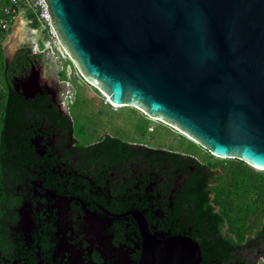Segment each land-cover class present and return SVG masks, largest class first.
<instances>
[{
	"label": "water",
	"instance_id": "water-1",
	"mask_svg": "<svg viewBox=\"0 0 264 264\" xmlns=\"http://www.w3.org/2000/svg\"><path fill=\"white\" fill-rule=\"evenodd\" d=\"M44 1L62 50L110 104L264 172V0ZM136 220L141 264H202L191 237L157 239Z\"/></svg>",
	"mask_w": 264,
	"mask_h": 264
},
{
	"label": "flooded vegetation",
	"instance_id": "flooded-vegetation-1",
	"mask_svg": "<svg viewBox=\"0 0 264 264\" xmlns=\"http://www.w3.org/2000/svg\"><path fill=\"white\" fill-rule=\"evenodd\" d=\"M42 54L25 44L9 57L4 49L7 68L18 56L25 61L22 73L12 71L15 91L27 99L48 97V112L58 118L35 121L26 131L29 167L14 186L19 206L0 220V264H141L138 215L157 239L189 237L178 199L187 174L143 158L139 149L152 148L138 142L128 143L130 157L114 162L105 145L98 150L105 160L96 166L92 148L108 136L82 142L63 109L60 79L59 88L41 85ZM35 77L38 88L31 84Z\"/></svg>",
	"mask_w": 264,
	"mask_h": 264
},
{
	"label": "trees",
	"instance_id": "trees-1",
	"mask_svg": "<svg viewBox=\"0 0 264 264\" xmlns=\"http://www.w3.org/2000/svg\"><path fill=\"white\" fill-rule=\"evenodd\" d=\"M8 3L9 0H0V19L1 9ZM31 17L28 13L27 19ZM30 28L36 29L37 25ZM11 30L0 28V220L14 215L13 210L19 206L14 186L29 167L32 151L26 131L35 121L58 118L56 111L48 112L52 104L48 97L27 99L15 91L12 71L22 73L20 64L25 61L18 56L7 68L3 44ZM105 145L112 151L113 162L115 158L130 157L128 143L107 137L92 148L99 156L96 166L105 160L103 151H98ZM139 152L143 158L156 160L161 167L165 164L187 174L178 199L186 207L180 206L181 211H186L184 230L200 245L203 264H252L251 255L263 256L264 172L240 161L216 159L210 153L207 164H202L195 158L165 150L141 148Z\"/></svg>",
	"mask_w": 264,
	"mask_h": 264
},
{
	"label": "rangeland",
	"instance_id": "rangeland-1",
	"mask_svg": "<svg viewBox=\"0 0 264 264\" xmlns=\"http://www.w3.org/2000/svg\"><path fill=\"white\" fill-rule=\"evenodd\" d=\"M27 16L17 18L10 35L3 44L7 57L22 45H28L33 51L45 48L51 41L44 38L42 29L33 33L26 26ZM54 53L43 52L41 85H57L60 79L63 109L72 114V120L78 127L82 142H98L102 137H114L126 143L138 142L152 149L165 150L183 156L195 158L207 164L209 153L192 143L175 129L156 120L147 118L133 108H115L99 90L86 83L67 54L57 49L51 41ZM85 129V131H83ZM214 161H217L213 159ZM218 171V169H216ZM252 264H264L257 260Z\"/></svg>",
	"mask_w": 264,
	"mask_h": 264
},
{
	"label": "built area",
	"instance_id": "built-area-1",
	"mask_svg": "<svg viewBox=\"0 0 264 264\" xmlns=\"http://www.w3.org/2000/svg\"><path fill=\"white\" fill-rule=\"evenodd\" d=\"M28 13H30L32 17L28 19L26 18V26L31 27L33 24H36L37 27L42 29L43 37L49 38L55 45H57L58 50H62L57 35L51 25L47 4L44 0H9V3L1 9L2 18L0 19V28L3 31H9L17 18L22 19V16H27ZM39 28L30 29L33 33L37 34ZM51 41H47L45 43V48L42 50L36 45L37 49L35 50L42 53H54Z\"/></svg>",
	"mask_w": 264,
	"mask_h": 264
},
{
	"label": "bare ground",
	"instance_id": "bare-ground-1",
	"mask_svg": "<svg viewBox=\"0 0 264 264\" xmlns=\"http://www.w3.org/2000/svg\"><path fill=\"white\" fill-rule=\"evenodd\" d=\"M115 108H120V107H117V106H114Z\"/></svg>",
	"mask_w": 264,
	"mask_h": 264
}]
</instances>
